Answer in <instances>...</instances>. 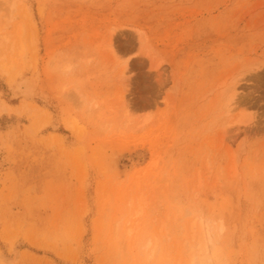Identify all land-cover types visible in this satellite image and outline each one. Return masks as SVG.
Returning a JSON list of instances; mask_svg holds the SVG:
<instances>
[{"label":"rangeland","instance_id":"1","mask_svg":"<svg viewBox=\"0 0 264 264\" xmlns=\"http://www.w3.org/2000/svg\"><path fill=\"white\" fill-rule=\"evenodd\" d=\"M14 1L0 264H264V0Z\"/></svg>","mask_w":264,"mask_h":264},{"label":"bare ground","instance_id":"2","mask_svg":"<svg viewBox=\"0 0 264 264\" xmlns=\"http://www.w3.org/2000/svg\"><path fill=\"white\" fill-rule=\"evenodd\" d=\"M16 1V0H15ZM15 1H14V5H16L15 4ZM19 1V0H18ZM18 1H16L17 3H18ZM12 2V1H11ZM11 4H13V3H11ZM41 10H43L42 8H40ZM40 10V11H41ZM19 34V33H18ZM20 35V34H19ZM114 37V36H113ZM111 38V37H110ZM3 39V38H2ZM6 39V38H5ZM4 39V40H5ZM7 40V39H6ZM112 41H113V39L111 38L110 40H109V43H110V46L112 47ZM0 42H2V40L0 41ZM5 42V41H4ZM1 44V43H0ZM2 46V45H1ZM4 46V45H3ZM24 47V46H23ZM20 52L21 51H19V56H20ZM22 53H24V52H22ZM129 59V58H128ZM128 61V60H127ZM3 65V64H2ZM11 65H13V64H11ZM12 67V66H11ZM0 68L2 69V70H5V72H7L8 71V69L10 68H8L7 69V66H6V64L3 66V67H1V65H0ZM228 91H230L229 93H227V95L228 94H230V95H228L229 97H227L228 99H227V103L225 104L226 105V107H225V109H226V111H225V113H227L228 115L227 116H229V117H227V118H229L230 119V117H231V115H232V113H234L233 111H235V109L238 107L237 105H238V101H239V98H238V95L240 94L239 93V91L240 90H238V84L236 83L235 85L233 84V86L232 87H230L229 88V90ZM239 93V94H238ZM237 98H238V101H237ZM240 104V103H239ZM227 120V119H226ZM236 122H242V120L241 119H239L238 121H236ZM74 124L72 123V126H73ZM202 225V224H201ZM204 226L202 225V232L203 233H207L208 231L206 230V232H205V230H204V228H203ZM131 231V230H130ZM130 235V234H129ZM149 245H150V242L148 243L147 242V244L145 245V249H147L148 247H149ZM154 245V244H153ZM155 248L153 249V248H151V249H153V250H151V253L149 254V257H152L153 255H155L154 253H155V250H156V245L154 246ZM150 251V250H149Z\"/></svg>","mask_w":264,"mask_h":264}]
</instances>
